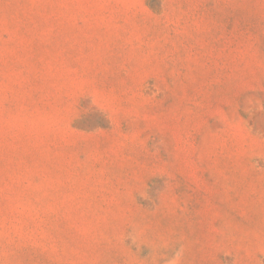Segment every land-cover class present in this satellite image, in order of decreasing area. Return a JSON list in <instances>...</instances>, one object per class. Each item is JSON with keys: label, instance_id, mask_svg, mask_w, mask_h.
Instances as JSON below:
<instances>
[{"label": "rangeland", "instance_id": "374dc122", "mask_svg": "<svg viewBox=\"0 0 264 264\" xmlns=\"http://www.w3.org/2000/svg\"><path fill=\"white\" fill-rule=\"evenodd\" d=\"M0 264H264V0H0Z\"/></svg>", "mask_w": 264, "mask_h": 264}]
</instances>
